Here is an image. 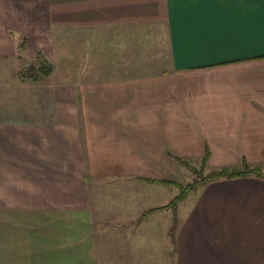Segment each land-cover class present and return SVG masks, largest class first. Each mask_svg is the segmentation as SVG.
<instances>
[{
	"label": "crops",
	"instance_id": "obj_1",
	"mask_svg": "<svg viewBox=\"0 0 264 264\" xmlns=\"http://www.w3.org/2000/svg\"><path fill=\"white\" fill-rule=\"evenodd\" d=\"M38 24L122 34L157 68L52 73L27 105L48 111L22 115L15 48ZM205 154L264 169V0H0V264H264L262 177L145 213L178 194L173 158Z\"/></svg>",
	"mask_w": 264,
	"mask_h": 264
},
{
	"label": "rangeland",
	"instance_id": "obj_2",
	"mask_svg": "<svg viewBox=\"0 0 264 264\" xmlns=\"http://www.w3.org/2000/svg\"><path fill=\"white\" fill-rule=\"evenodd\" d=\"M38 29L36 33L40 35L34 36L33 33L31 35L23 34L22 38L18 41L17 47L15 45L17 48V50L15 48V52L20 57V69L17 71V76L19 78V72L28 75L33 74L32 69L35 70L41 61L51 65L52 71L49 75L53 74L49 80H53L55 83L67 82L75 84L81 80H91L94 78L98 80L106 79L108 74L103 72L115 69L120 70L125 67H132L133 69L139 68L142 70L157 68V66H154L152 63L153 61H146L148 57H150V54L149 56L143 53L141 54L140 50L142 49V45L123 44L122 34H110L109 30H101L98 28L87 30L54 29L49 36L47 35L46 38H43L41 33L44 30L40 28V24H38ZM140 33V30L134 31L132 38L139 37ZM28 35L31 40L35 39V43H30ZM154 48L155 46H152V51L156 55ZM94 71L98 73V75H93V73H95ZM46 79V76H40L37 81L33 82L28 79H21V82L25 83H22L21 90L22 115L24 113L25 115H32L35 113V115L39 116L43 115L45 111H48L43 107L39 108V106L36 108L27 107L30 102H37L34 96L38 95L42 88L45 89L47 87L49 82L48 80L45 81ZM29 83L31 84L29 85ZM24 100L25 102H23ZM6 109L9 110V108ZM29 112H32V114H29ZM173 159H175V162L178 163L182 170L179 178L181 181L179 183L186 185L187 183H191L194 179H199V175L193 172L185 163L198 168L200 167L201 158L177 157ZM207 163L208 159L203 167L202 174L217 169L210 167ZM245 163L246 161H243L240 166H228L227 168H242ZM246 165L248 167H259L262 169L260 166H252L248 163H246Z\"/></svg>",
	"mask_w": 264,
	"mask_h": 264
},
{
	"label": "trees",
	"instance_id": "obj_3",
	"mask_svg": "<svg viewBox=\"0 0 264 264\" xmlns=\"http://www.w3.org/2000/svg\"><path fill=\"white\" fill-rule=\"evenodd\" d=\"M51 71H52L51 65L44 61H41L35 70L32 69L33 74L28 75V74L19 72V76L21 79L37 81L40 78V76H47L51 73ZM207 159H208L207 154L202 156L200 160V167L198 168L185 163L190 169H192L193 172L199 175V179H194L191 183H187L186 185H182L181 183H174V185L178 186L180 190L178 194H176L168 204L147 210L145 213L150 212L151 210L163 208V207H171L175 213V208H176L177 203L188 192L195 190L201 184H205L215 179H220V178L230 179L234 177H244L248 175H254L256 177L264 178V170L260 169L259 167H248L246 163L243 165L242 168L220 167L217 169L210 170L206 174H202L203 167L205 166ZM162 182L172 183V181H169V180H162Z\"/></svg>",
	"mask_w": 264,
	"mask_h": 264
}]
</instances>
